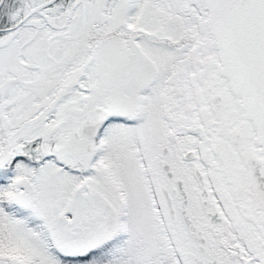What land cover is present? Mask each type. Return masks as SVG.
I'll list each match as a JSON object with an SVG mask.
<instances>
[{
	"label": "snow or ice",
	"instance_id": "6c2138e0",
	"mask_svg": "<svg viewBox=\"0 0 264 264\" xmlns=\"http://www.w3.org/2000/svg\"><path fill=\"white\" fill-rule=\"evenodd\" d=\"M0 264H264V0H0Z\"/></svg>",
	"mask_w": 264,
	"mask_h": 264
}]
</instances>
